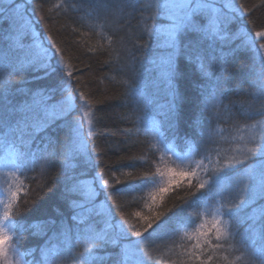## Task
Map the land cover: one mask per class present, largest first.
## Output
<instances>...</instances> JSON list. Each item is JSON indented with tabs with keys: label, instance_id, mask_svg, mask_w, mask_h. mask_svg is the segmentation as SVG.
I'll list each match as a JSON object with an SVG mask.
<instances>
[{
	"label": "snow or ice",
	"instance_id": "6c2138e0",
	"mask_svg": "<svg viewBox=\"0 0 264 264\" xmlns=\"http://www.w3.org/2000/svg\"><path fill=\"white\" fill-rule=\"evenodd\" d=\"M37 7L46 13L39 20ZM53 7L114 31L136 20L131 47L116 41L123 91L115 99L132 106L123 119L142 128L148 150L160 155L151 164L145 155L101 168L91 94L75 76L82 70L38 31L53 8L0 0V264L25 256L32 259L23 264H67L70 256L76 264H264V24L253 18L264 0L250 7L59 0ZM244 57L247 71L237 72ZM245 88V99H230ZM149 111L147 120L138 115ZM54 161L59 202L25 224L17 219L28 191L20 176L37 164L44 174ZM138 164L147 170L136 171ZM127 196L141 210L124 213ZM30 229L43 243L21 251Z\"/></svg>",
	"mask_w": 264,
	"mask_h": 264
},
{
	"label": "trees",
	"instance_id": "16d2710c",
	"mask_svg": "<svg viewBox=\"0 0 264 264\" xmlns=\"http://www.w3.org/2000/svg\"><path fill=\"white\" fill-rule=\"evenodd\" d=\"M240 2L250 7L258 3V0H240ZM36 3L37 5L43 4L45 9L53 8L52 18L40 23L38 31L42 33V38L51 35L59 45L66 49V58L71 57L70 62L82 70L75 73V76L84 85L81 90L91 94L90 99L94 105V127L97 135L95 151L101 153L99 157L102 161L100 167L127 164L129 158L139 159L145 155L149 164L153 160H158L160 153L153 154L148 150L147 143L143 142L146 140L143 129L141 128L138 132L131 122L123 119L125 114L131 112L132 106L126 104L123 99H115L123 91V88L115 82L121 79V75L117 71L119 67L117 55L120 45L116 41L120 37H124L129 40V47H131L129 36L131 32L135 31L136 20H131V28L128 25H124L123 29L114 26L116 29L114 31L113 28L106 25L101 26L98 22L82 19L83 13L68 11L67 13L59 12L57 14L58 10L53 6L59 3V0H36ZM44 15L46 13L37 7V19L39 20ZM253 18L258 25L264 24V8L255 11ZM108 36H112L114 40L111 47L107 41ZM89 49L93 50L90 51ZM135 54L137 56L140 55L138 52ZM244 61L243 65L237 64L235 66L237 72L247 71V65L250 61L248 57H244ZM113 77H115V80L112 79ZM73 83L75 85L76 82L74 81ZM181 86H184L183 82ZM247 92L248 89H242L238 95H232L230 99L243 100L247 97ZM209 100L211 101V98ZM97 101L103 102L97 103ZM225 103L227 102L225 101ZM138 115L143 116L147 120L154 115V112H139ZM96 118L99 119V123H96ZM228 123V118L225 115L222 116L221 123L216 126L227 129ZM85 131H87V127ZM147 167V165L141 167L138 164L136 171H145ZM129 170L131 169H121V171ZM152 170L154 171L155 169L153 168ZM57 172L58 163L54 161L44 174L41 173L39 164H37L34 171L27 170L24 175L20 176V180L28 185V191L26 194L21 193V200L19 201L21 215L17 219L23 220L25 224L42 219L43 217L38 209L48 208L51 210L59 202L58 197L61 186L52 180ZM25 177H28V179ZM41 185H45L43 189H41ZM133 195L137 194L134 193ZM124 203L126 205L123 209L124 213L141 210L132 201V196L125 197ZM117 216L119 218L120 213ZM32 231L34 230L26 231L20 241L18 247L21 251H27L30 247L43 243L41 238L31 234ZM79 250L80 248L77 247L73 250V253ZM167 256L168 254L166 253L165 259H167ZM31 259L32 257L25 256L23 261ZM67 264H76V262L70 256Z\"/></svg>",
	"mask_w": 264,
	"mask_h": 264
},
{
	"label": "rangeland",
	"instance_id": "374dc122",
	"mask_svg": "<svg viewBox=\"0 0 264 264\" xmlns=\"http://www.w3.org/2000/svg\"><path fill=\"white\" fill-rule=\"evenodd\" d=\"M87 127V124L85 123V128ZM223 129V128H222ZM3 186V178L0 177V187ZM22 264H23V260H22Z\"/></svg>",
	"mask_w": 264,
	"mask_h": 264
}]
</instances>
